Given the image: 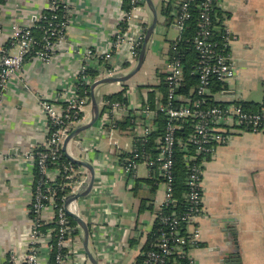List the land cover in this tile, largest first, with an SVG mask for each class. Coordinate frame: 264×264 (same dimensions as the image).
I'll use <instances>...</instances> for the list:
<instances>
[{"label":"crops","instance_id":"0c3cea01","mask_svg":"<svg viewBox=\"0 0 264 264\" xmlns=\"http://www.w3.org/2000/svg\"><path fill=\"white\" fill-rule=\"evenodd\" d=\"M151 1L157 13V26L143 62L147 70L142 69L141 74L153 71L157 85L144 81L141 83L144 89H140V82H130L131 78L122 83L99 85L95 88L98 102L116 93H121L128 105H151L152 96L154 101L164 99L165 51L168 42H173L180 33L173 21L166 23L161 14L162 4L168 0ZM174 1L172 12L178 0ZM66 2L68 16L63 42L57 45L51 60L47 63L27 60L1 91L0 264L12 254L20 260L26 253L34 183L31 152L43 145L46 134L40 99L53 100L59 95L64 85L74 82L86 60V52L105 51L117 28L127 26L124 0ZM46 7L47 0H5L0 4V59L12 27L31 26ZM216 8L223 15V27L229 34V52L236 73L229 83L212 93V101L262 105L264 0H218ZM142 14L129 22L142 21L147 28L152 14L146 4ZM167 27L175 30L176 38L156 48L161 36L168 35ZM156 60L163 63V69L156 68ZM117 62L114 55L110 65L95 61L90 64L97 68V78L108 67L119 65ZM91 118L89 106L84 113V124ZM125 124L126 121H117L121 129ZM125 134L116 129L109 137L96 121L66 145L71 157L88 162L94 169L93 187L77 204L79 216L90 230L88 248L98 264H136L156 223L157 207L164 198L163 184L150 179L145 166H138L133 176L122 171L121 158L130 154L134 146L133 137L128 134L131 137L128 149L121 148ZM79 168L88 175L87 169ZM202 186L200 242L190 249V256L198 264H227V258L239 259L241 264H264V133L240 131L229 143L217 147L203 165ZM50 215V211L44 213L45 218ZM77 228L73 240L80 244V250L68 263L91 264L82 247V230L78 225ZM49 253L45 248L39 250L42 264L49 263Z\"/></svg>","mask_w":264,"mask_h":264},{"label":"built area","instance_id":"2783aa9c","mask_svg":"<svg viewBox=\"0 0 264 264\" xmlns=\"http://www.w3.org/2000/svg\"><path fill=\"white\" fill-rule=\"evenodd\" d=\"M130 10L125 15L126 27L117 28L110 45L105 51L86 52V60L75 75L72 84L64 85L53 100L40 99V109L45 117L46 134L44 143L35 148L32 162L37 165L39 177L34 180L29 214L31 228L26 243V253L18 260L13 254L4 264H42L38 252L41 248L55 249V264H69L71 256L79 253L80 244L74 242L71 233L78 229L72 226L64 207L66 198L78 193L85 186L88 175L81 168L68 163L50 168L61 156L62 145L68 134L84 124V113L90 106V96H83L80 87L89 86L104 77L126 75L137 64L146 27L142 21L130 23L137 14L143 15L145 0H129ZM218 0H203L199 8V21L188 49L196 54L193 75L196 86H189L183 73L182 51L173 41L166 49L167 66L164 75L165 97L155 99L154 104H127L124 101L100 99L99 121L110 137L113 130L130 134L134 140L133 150L121 158V169L125 175H134L138 166L143 165L148 176L164 186V198L158 205L156 224L158 232L149 249L141 253V264H168L173 258H185L187 264H198L189 254L192 247L200 242L198 220L203 216V165L217 147L229 143L237 132L264 133V107L257 111L246 110L239 101L212 103L211 89L214 83L221 86L235 77V67L229 52V34L223 27L212 25L211 13ZM66 0H47L50 15L42 12L34 24L27 27L13 26L7 46L0 59V97L12 76L29 59L49 62L55 48L63 42L66 22L59 16H68ZM193 0H178L171 13L174 26L179 33L190 19ZM142 20V19H141ZM42 21V35L37 39L33 34L36 22ZM116 55L119 65L106 69L96 79L86 75L91 62L112 63ZM187 91V92H185ZM128 92V89H127ZM126 121L119 128L117 121ZM185 131V137L178 135ZM176 150L183 153L185 164V200L183 211L166 213L175 202L174 173ZM64 154V153H63ZM154 182V183H155ZM68 189V194L59 196V191ZM58 201H61L59 203ZM78 201V200H77ZM77 201L69 204L67 210L79 215ZM51 212L44 217L45 212ZM48 219V220H47ZM54 227L42 231L47 224ZM55 238V244H53ZM83 260L86 257L83 256ZM49 264V263H48Z\"/></svg>","mask_w":264,"mask_h":264},{"label":"trees","instance_id":"16d2710c","mask_svg":"<svg viewBox=\"0 0 264 264\" xmlns=\"http://www.w3.org/2000/svg\"><path fill=\"white\" fill-rule=\"evenodd\" d=\"M5 2V0H0V4H3ZM173 2H175L174 0H168V1H164V3L162 4L161 7V14L166 18V23L171 22L172 23V16H171V12L173 10ZM203 2V0H193V3L190 7V19L189 21H187L185 29L183 30V32L180 33V37H181V42L179 44H177L178 49L180 51H182V55H184V57L182 56V65H183V73L185 75V78L187 79V83H188V87L189 86H196L197 82H196V77L195 75H193V69H194V65L196 63V54L194 53V51L188 49V45L189 42L191 41V38L194 36L195 31L197 29V25H198V21H199V11H200V4ZM124 9L125 12H128L130 10V1L129 0H124ZM59 16L62 18L63 21H67V16L63 17L62 12H58ZM50 15V12L48 10H43L42 11V16H46L48 17ZM211 17H212V25L218 26L220 28V30L223 29V15L220 13V11H218L217 8H214L213 12L211 13ZM36 26L35 28H33V34L37 39H40L41 35H42V21L36 22L35 23ZM173 42L170 41L167 44V49L170 50L171 46H172ZM97 68L96 67H90L89 69H87L86 71V75L90 78H92L93 80L96 79L97 76ZM221 84L220 83H214L211 89V93H215L216 91L220 90ZM81 89V94L83 96H90V87L89 86H85L82 85L80 87ZM164 92V90H163ZM187 92V91H185ZM121 93H116V94H112V95H106L104 96L107 99L113 100V101H125L124 98L121 97ZM164 97H165V93H164ZM151 101H149L150 103L154 104V97L152 96ZM241 105L246 109V110H250V111H257L258 109H260L261 107H264V99H263V103L262 105L254 103V102H240ZM210 104H219V103H215V102H210ZM185 131L184 130H180L178 135L181 137H185ZM72 164L63 153H61V156L55 161L54 164L49 163V167L50 168H54V167H61L65 164ZM74 167H78V165L72 164ZM175 167V173H174V199L175 202L172 203L171 205H169V207L166 209V213H171L172 211H183L186 207V200H185V192H186V185H185V164L183 161V153L182 152H178L176 150V163L174 164ZM39 177V170L37 165H34V180H36ZM68 189H64V191H59V196H64L66 194H68ZM59 203H61V201H58ZM69 222L72 224V226H76L77 223L74 221V219L72 217H70L69 215H67ZM55 225L52 224H47L45 226H43L41 228L42 231H46L47 228L50 227H54ZM78 230H74L71 233V236L74 237L77 234ZM157 232H158V227L157 224L155 223L154 228L152 230V232L148 235V239L146 242V245L143 248V251H146L149 249L150 243L156 238L157 236ZM55 238H53V244H55ZM56 254L55 249L52 251L51 255H50V261L49 264H55L54 263V256ZM142 258L138 259L136 264H141ZM168 264H187V260L184 258H173Z\"/></svg>","mask_w":264,"mask_h":264},{"label":"water","instance_id":"95a60500","mask_svg":"<svg viewBox=\"0 0 264 264\" xmlns=\"http://www.w3.org/2000/svg\"><path fill=\"white\" fill-rule=\"evenodd\" d=\"M145 3H146L147 8L150 10V12L152 14V21L146 28L145 36H144L143 43H142L140 51H139V56H138V61H137L136 66L131 71H129V73H127L126 75H123L120 77H104L102 79L95 80L91 83V85H90V109H91L92 118L88 123L82 124L79 127L72 130L68 134V136L65 138L63 145H62V152L64 153L65 157L72 164L84 167L89 172L88 173V179H87L85 186L78 193L68 196L64 202V207L66 209L67 214L74 219V221L77 223V225L82 230V233H83L82 247H83L84 253H85L88 261L91 264H98V261H97V259H95V257L92 255V253L90 252V250L88 248V239H89V234H90L89 227L86 224V222L79 215L73 214L70 211H68L67 206L69 204H74L78 199L86 197L90 193V191L93 187V184H94L95 173H94V169H93L91 164H89L86 161L78 160V159L71 157L66 152V145L71 139L76 137L81 132L91 128L96 123V121L99 117V105H98V101H97L96 96H95V88L98 87L99 85H103V84H107V83H122V82L128 81L130 78H132L140 70V68H141V66L145 60L148 42L150 41V39L154 33L155 27L157 26V13H156V9H155L152 1L151 0H145ZM225 262L227 264H241L239 259L227 258V259H225Z\"/></svg>","mask_w":264,"mask_h":264},{"label":"rangeland","instance_id":"374dc122","mask_svg":"<svg viewBox=\"0 0 264 264\" xmlns=\"http://www.w3.org/2000/svg\"><path fill=\"white\" fill-rule=\"evenodd\" d=\"M167 32H168V35H164V36H161V39L158 41V43L156 44V48H159L158 45L160 43H164L166 44L167 41H170V40H173L176 38V32L175 30H172L171 27H167ZM166 32V33H167ZM144 66H141L140 70L130 79V82H134V81H137L138 83L140 82V84L138 85L140 87V89H144V86L143 84H141L142 82L146 81V82H151L149 83L150 85H157V82L158 80L154 79V74L153 71H147L146 75H142V69H146V62L143 64ZM156 68L158 69H163L164 68V65L161 61H158L156 60ZM147 70V69H146ZM145 84V83H144ZM133 85H136L135 83ZM123 141L120 142V146L121 148L123 149H128V144H130L131 142V137L127 134L123 135Z\"/></svg>","mask_w":264,"mask_h":264}]
</instances>
